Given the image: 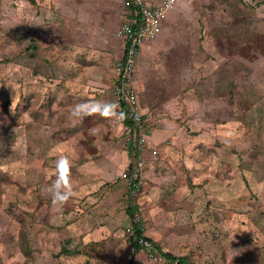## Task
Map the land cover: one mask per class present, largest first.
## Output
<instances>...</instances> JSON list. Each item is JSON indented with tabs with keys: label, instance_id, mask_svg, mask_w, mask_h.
<instances>
[{
	"label": "rangeland",
	"instance_id": "374dc122",
	"mask_svg": "<svg viewBox=\"0 0 264 264\" xmlns=\"http://www.w3.org/2000/svg\"><path fill=\"white\" fill-rule=\"evenodd\" d=\"M124 14L122 0H0V264H151L114 185L129 134L116 116L68 118L113 101ZM134 75L158 152L133 200L142 232L190 264H264V0H178ZM61 156L74 195L58 210ZM69 237L78 254L60 252Z\"/></svg>",
	"mask_w": 264,
	"mask_h": 264
},
{
	"label": "built area",
	"instance_id": "2783aa9c",
	"mask_svg": "<svg viewBox=\"0 0 264 264\" xmlns=\"http://www.w3.org/2000/svg\"><path fill=\"white\" fill-rule=\"evenodd\" d=\"M178 0H161L157 5H149L144 0H122L125 14L120 26L115 31V36L123 42V54L114 64L115 82L113 86L114 103L117 105V112L122 110L134 123L137 132V142L133 143V149L138 151L134 161L122 173L121 177L126 178L127 186L134 185L136 190L143 183L144 168L148 160H156L157 154L154 149L147 155L143 153L146 144L144 134V119L142 106L135 83L134 73L136 62L141 49L150 44L161 33L162 22L168 12L173 10ZM123 104L124 108H122ZM121 120L120 115H116ZM127 232L132 233L133 227H127ZM136 244L141 246L143 251L154 264H178L177 260L165 258L161 252L153 247V244L144 234L136 238Z\"/></svg>",
	"mask_w": 264,
	"mask_h": 264
},
{
	"label": "trees",
	"instance_id": "16d2710c",
	"mask_svg": "<svg viewBox=\"0 0 264 264\" xmlns=\"http://www.w3.org/2000/svg\"><path fill=\"white\" fill-rule=\"evenodd\" d=\"M29 1L30 3H34L35 0H26ZM132 1V0H131ZM145 1V0H144ZM124 7V5H123ZM135 79V76H134ZM115 82V79H114ZM113 91V90H112ZM112 93V97H113V92ZM112 103H114V97H113V101ZM122 108H124L123 104H121ZM118 113H122V110L118 111ZM144 115V114H143ZM121 116V123L124 126L123 130H126L127 133L129 134L128 137V151L131 153L132 155V160L130 161V164L128 166L131 165V163L134 161L135 159V155L138 154V151H136V149H133V143L137 142V130L134 127V123L131 121V119H129L126 115H120ZM144 118V116H143ZM145 134V131H144ZM152 144H150V142L148 143L147 139H146V144L144 147V151L143 153L146 155L147 153L149 154L150 152H152V148L153 146H151ZM154 149V148H153ZM147 168V166H145L144 170ZM145 175L143 176V183L142 185L139 187L138 190H136L134 188V185H131L130 187L127 186L126 183V178L121 177L119 174L116 175V180L114 181V185H122L123 188H125V192L123 194H118V198L119 200L122 202V204L124 205L121 209L125 212V214L127 215V218L129 219V223L125 228V233L128 236V240L131 241L133 247H134V253H136L137 251H139V249L141 248V246L136 244V238L141 237V234H143L142 230H143V225H142V214H140V208L137 206V203L134 202L133 200L139 195L140 190H143L144 184H145ZM117 199V197H116ZM141 217V219H140ZM132 226L133 227V232L129 233L127 232V227ZM147 239L153 244V247L156 248L159 252L162 253L163 256H165V258L167 259H171V260H177L178 264H190L188 258L186 256H175L172 255L169 252L163 251L160 246L154 242V240L148 236H146ZM91 242L88 243H92L93 241L90 240ZM65 245L61 247L60 252L70 255V254H78V251L76 250V248L74 247H70L72 240H70V237L65 241ZM86 243V244H88ZM94 243V242H93ZM26 246V245H25ZM27 248H23V251L26 253V251H28ZM143 254H145L143 251H141ZM128 264H133V259L132 257H130V260L128 262Z\"/></svg>",
	"mask_w": 264,
	"mask_h": 264
},
{
	"label": "clouds",
	"instance_id": "9594fccd",
	"mask_svg": "<svg viewBox=\"0 0 264 264\" xmlns=\"http://www.w3.org/2000/svg\"><path fill=\"white\" fill-rule=\"evenodd\" d=\"M123 54V53H122ZM99 115L103 118H114L122 115L117 112V105L112 102L84 101L77 103L68 113L71 120H80L86 116ZM56 179L48 189L53 205L59 210L73 197L74 192L69 180L71 164L67 157L61 156L56 164ZM144 234V233H143ZM147 236L146 234H144ZM151 264L152 260L145 254Z\"/></svg>",
	"mask_w": 264,
	"mask_h": 264
},
{
	"label": "crops",
	"instance_id": "0c3cea01",
	"mask_svg": "<svg viewBox=\"0 0 264 264\" xmlns=\"http://www.w3.org/2000/svg\"><path fill=\"white\" fill-rule=\"evenodd\" d=\"M148 3V2H147ZM149 5H153V6H155V5H157L158 3H148ZM123 20V19H122ZM114 35H115V33H114ZM119 44V47L118 48H120V50H119V52H117V54H115L114 53V55H113V57L115 56V55H119L120 54V52H121V55H122V48L120 47V42H118ZM105 51H107V53H103L102 55L100 54L99 55V60L98 61H100L101 63H103L102 65H107V64H109L110 63V61H111V59H112V51L110 50V48L107 46V44H105V47L103 48ZM108 52H110V53H108ZM109 54H111V55H109ZM120 55V56H121ZM119 56V57H120ZM117 57V56H116ZM97 61V60H96ZM97 64V63H96ZM95 64V65H96ZM84 78V76L81 78V79H83ZM114 78H115V69H114ZM102 79H104V77L102 76Z\"/></svg>",
	"mask_w": 264,
	"mask_h": 264
},
{
	"label": "bare ground",
	"instance_id": "6f19581e",
	"mask_svg": "<svg viewBox=\"0 0 264 264\" xmlns=\"http://www.w3.org/2000/svg\"><path fill=\"white\" fill-rule=\"evenodd\" d=\"M136 64H137V62H136Z\"/></svg>",
	"mask_w": 264,
	"mask_h": 264
}]
</instances>
